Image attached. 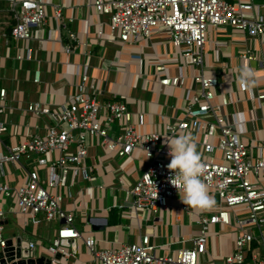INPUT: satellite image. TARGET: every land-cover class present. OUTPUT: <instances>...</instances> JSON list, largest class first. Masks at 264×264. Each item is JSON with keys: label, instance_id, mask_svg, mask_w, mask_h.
Instances as JSON below:
<instances>
[{"label": "built area", "instance_id": "2783aa9c", "mask_svg": "<svg viewBox=\"0 0 264 264\" xmlns=\"http://www.w3.org/2000/svg\"><path fill=\"white\" fill-rule=\"evenodd\" d=\"M47 5L48 0H7L9 39H38L40 32H44L42 37L49 41L55 39L53 33L62 30L68 41L62 46L64 52L75 53L85 42L79 41L74 32L66 29L70 18L62 17L58 8L52 10V18L57 25L48 27ZM86 5L107 15L109 33L106 39L114 42L119 50L126 45L141 44L153 32L176 49L175 54H155L144 61L153 68L162 90L177 87L183 90L177 104L181 115L174 122L164 124V130L169 137L190 132L199 134L197 152L204 165L201 179L213 199L218 200L217 208L197 214V228L190 246H181L173 258L155 255L148 234L107 249L96 248L90 236L81 237L72 225L73 215L61 208L63 196L57 189L68 186L73 176L74 180L85 178L80 163L86 156L90 136L96 139L104 153L119 158L129 156L133 150L142 154V171L128 191L132 209L150 210L155 214L159 208L170 207L169 200L179 196L177 189L168 183V177L174 173L167 168L169 149L161 142L160 134L156 130L137 131L144 113L132 111L120 98L104 96L88 76L86 59L70 66L69 75L76 80L68 82L69 93L63 101L53 104L50 101H29L25 104L27 114L44 121L42 129L18 137L9 145L0 138V178L4 175L2 166L5 163H18L25 168L19 184L12 186L0 179V194L4 198H12L15 211L34 216L35 222L62 221L46 248L51 263L54 254H67L64 250L67 240L81 237L90 256L99 264H202L206 262L202 257L207 253L210 235L211 238L216 237V232L211 233L209 229L215 225L219 229L223 226L233 229V250L220 262L207 264H264V189L258 181L264 175V147L256 141L248 144L232 129L235 115L232 111L226 113L225 108L234 100L227 93L216 91L219 80L215 75H206L202 65L203 48L209 41L210 30L216 38L215 31L227 27L251 36L264 46V14L261 12L264 2L86 0ZM241 47L233 55L237 69H252L255 79L256 71L251 63L259 57L258 52L253 46L245 44ZM29 57L28 47L15 56L18 60ZM130 58L142 61L140 53H131ZM168 62L175 63L176 74L167 73ZM187 64L196 68L189 76ZM185 79L190 80L188 85L184 84ZM32 81L39 82L38 70L34 71ZM236 89L246 93L250 100L264 99V86L241 89L236 84ZM4 101L5 90L0 88V110ZM8 125L9 122L0 121V134L7 132ZM9 135L13 138V134ZM253 149L255 155L251 152ZM143 150H147L150 156ZM216 152L218 158H215ZM189 207L181 203L175 210L187 213ZM5 214L0 209V247L6 240L1 222ZM252 243L256 246H251ZM27 246L32 256H36L34 243L27 242Z\"/></svg>", "mask_w": 264, "mask_h": 264}, {"label": "crops", "instance_id": "0c3cea01", "mask_svg": "<svg viewBox=\"0 0 264 264\" xmlns=\"http://www.w3.org/2000/svg\"><path fill=\"white\" fill-rule=\"evenodd\" d=\"M6 7L7 0H0V88L5 90L0 121L9 122L7 132L0 134L5 145L12 144L18 137H24L33 130L42 129L44 121L27 114L25 104L29 101H50L52 104L63 101L69 93L68 82L76 80L69 75L70 66L85 59L88 61L89 78L104 96L120 98L127 102L132 111L144 113L137 131L156 130L161 142L166 144L165 136L168 134L163 125L180 117L177 104L183 90L180 87L162 90L153 68L144 61L155 54H175L176 49L161 35L153 32L141 44L126 45L119 50L114 42L106 39L109 33L107 15L95 12L86 5V0H48L45 9L47 26L54 28L57 25L52 18V10L58 8L62 17L70 18L66 22V29L74 32L79 41L85 42V45L78 46L75 53H66L62 46L68 41L62 30L53 33L54 40H45L42 37L44 32H40L38 39L11 41L7 35L10 20ZM261 12L264 14V10ZM213 33L210 30L209 41L203 48L204 73L215 75L219 80L216 91H223L234 100L225 108L226 113L232 111L235 115L232 129L248 144L256 141L264 147V99L250 100L246 93L237 91L234 82L237 65L233 58L234 52L241 46H253L259 55L251 63L256 71L254 85L261 88L264 86V46H260L251 36L227 27L215 31L216 38ZM26 47L30 49L29 59H16V54L23 53ZM134 52L141 54L142 61L130 58ZM166 65L168 74H176L175 63L168 62ZM195 69V66L187 64V76L193 74ZM35 70L39 71L38 83L32 81ZM189 82V79H185L184 84L188 85ZM9 134H13V138ZM189 134L194 137L195 143L199 141V134ZM97 147L96 139L88 138L87 153L80 163L85 178L74 180L73 176L68 186L59 191L57 189L63 196L61 208L73 215L72 225L81 237L90 236L96 248L107 249L117 248L123 243L138 240L142 234H148L154 245V254L172 258L181 246H190L197 228L195 220L201 211L192 207L187 213L179 209L176 211L182 203L180 196L169 200L170 207L159 208L160 214L156 217L150 210L132 209L128 191L142 171V154L133 150L129 156L118 160L119 157L104 153ZM198 148L196 144V150ZM251 152L255 155V149ZM214 155L218 158L217 152ZM2 168L4 175L0 179L4 178L3 182L12 186L19 184L25 175V168L18 163L8 162ZM258 181L264 189V175ZM216 208L214 203L210 209ZM0 209L6 213L1 220L4 238L13 240L18 237L22 243L33 242L36 256L50 258L45 250L62 221L35 222L34 216L16 212L13 199L4 198L1 194ZM209 229L211 233L216 232V237L211 238L210 235L207 253L202 257L206 262L202 264L220 262L233 250L234 234L230 226L219 229L211 225ZM81 237L67 240L64 248L67 254L53 259L51 264H99L97 259L90 256ZM251 246L256 244L252 243ZM259 250L262 252L261 248Z\"/></svg>", "mask_w": 264, "mask_h": 264}, {"label": "clouds", "instance_id": "9594fccd", "mask_svg": "<svg viewBox=\"0 0 264 264\" xmlns=\"http://www.w3.org/2000/svg\"><path fill=\"white\" fill-rule=\"evenodd\" d=\"M235 73L236 84L241 89H251L255 83L253 70L240 67L235 70ZM165 143L169 149L168 156L170 157L167 168L174 173L168 177V183L177 189L183 204L200 211L210 209L215 201L201 179L204 165L196 150L194 137L188 133L165 136ZM143 151L148 154V157L150 156L147 150ZM154 188L158 195L155 184Z\"/></svg>", "mask_w": 264, "mask_h": 264}, {"label": "water", "instance_id": "95a60500", "mask_svg": "<svg viewBox=\"0 0 264 264\" xmlns=\"http://www.w3.org/2000/svg\"><path fill=\"white\" fill-rule=\"evenodd\" d=\"M56 253L53 259H58ZM0 264H51V258L44 256H32L27 243H22L18 237L6 239L4 246L0 247Z\"/></svg>", "mask_w": 264, "mask_h": 264}, {"label": "rangeland", "instance_id": "374dc122", "mask_svg": "<svg viewBox=\"0 0 264 264\" xmlns=\"http://www.w3.org/2000/svg\"><path fill=\"white\" fill-rule=\"evenodd\" d=\"M90 139H92V137L90 136L89 137ZM98 146V145H97ZM96 147V146H95ZM99 147V146H98ZM98 147H97V149H98ZM2 151H3V149H1ZM101 150V149H100ZM4 152V151H3ZM53 156H54V154H53ZM118 160H120V158L118 159ZM4 179V178H3ZM3 179H1V181H5V180H3ZM59 190H61V188L59 189L58 188V191ZM107 200L109 201V197H107ZM214 201H215V204L217 203V199H214ZM194 210H197V209H195V208H193ZM160 214V209L155 213V214H153V217H156V216H158ZM3 235H4V233H3ZM5 236V235H4ZM45 252H46V250H45ZM47 253V252H46Z\"/></svg>", "mask_w": 264, "mask_h": 264}]
</instances>
